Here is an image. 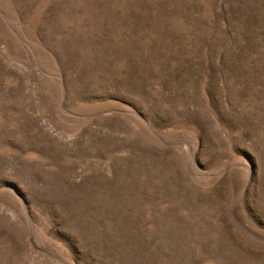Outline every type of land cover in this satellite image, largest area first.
Here are the masks:
<instances>
[{
  "label": "rangeland",
  "instance_id": "374dc122",
  "mask_svg": "<svg viewBox=\"0 0 264 264\" xmlns=\"http://www.w3.org/2000/svg\"><path fill=\"white\" fill-rule=\"evenodd\" d=\"M0 264H264V0H0Z\"/></svg>",
  "mask_w": 264,
  "mask_h": 264
}]
</instances>
